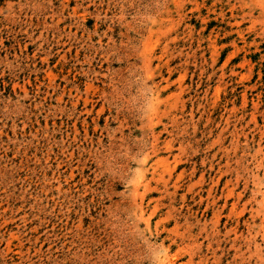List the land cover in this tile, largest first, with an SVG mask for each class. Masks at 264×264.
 I'll return each mask as SVG.
<instances>
[{
	"label": "rangeland",
	"instance_id": "obj_1",
	"mask_svg": "<svg viewBox=\"0 0 264 264\" xmlns=\"http://www.w3.org/2000/svg\"><path fill=\"white\" fill-rule=\"evenodd\" d=\"M0 264H264V0H0Z\"/></svg>",
	"mask_w": 264,
	"mask_h": 264
}]
</instances>
